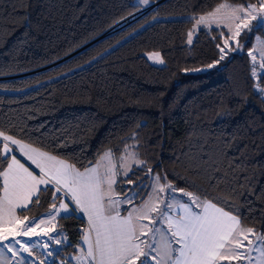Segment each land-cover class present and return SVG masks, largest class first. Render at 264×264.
<instances>
[{
  "label": "trees",
  "instance_id": "16d2710c",
  "mask_svg": "<svg viewBox=\"0 0 264 264\" xmlns=\"http://www.w3.org/2000/svg\"><path fill=\"white\" fill-rule=\"evenodd\" d=\"M221 3L260 0H0V131L81 170L109 149L116 158L134 150L146 167L131 169L132 183L118 176L116 195L135 197L122 214L159 174L264 235V98L255 89L264 74L254 79L249 56L264 26L239 35L240 51L224 28H202L188 44L193 18ZM153 51L164 67L145 58ZM55 193L48 186L19 216H43L63 199ZM56 228L67 239L60 257L81 244L86 223L74 212Z\"/></svg>",
  "mask_w": 264,
  "mask_h": 264
},
{
  "label": "snow or ice",
  "instance_id": "6c2138e0",
  "mask_svg": "<svg viewBox=\"0 0 264 264\" xmlns=\"http://www.w3.org/2000/svg\"><path fill=\"white\" fill-rule=\"evenodd\" d=\"M143 2L147 3V0ZM222 9H230L231 16L243 22L248 16L256 19L254 13L264 11V0H260V9L251 4L232 8L231 5L221 3L214 11L193 19L197 26L211 27L213 23L220 26L222 20L218 14ZM241 12L245 15H238ZM240 27V24L236 25V35H239ZM243 27H247V24L243 23ZM193 31L195 29L188 33V43L192 42ZM225 44L227 45V41ZM220 52L225 53V48L221 47ZM154 55L157 62L163 63L158 53ZM249 56L256 61L257 56L252 52H249ZM261 58L264 59V50ZM260 67L264 68V63ZM0 145V160L3 161L0 163V177L3 178L0 188L3 193L0 195V232L4 231L6 214L14 216L16 208H27L31 203L38 204L40 193L46 191L49 184H54L55 192H63L75 208L70 209L67 203H60L58 206L54 203L52 207L55 213L51 218L55 219L61 210L64 213L78 211L87 217L88 228L82 236L87 245L85 264H136L141 257H145L141 264H147V261H155V264H221L224 260L245 258V254L238 251L247 248L241 241V236L248 240V244H252L248 235L254 230L242 227L238 214L225 210L224 206H218L211 199H202L192 192L175 188L171 182H167L166 176L163 177L166 183H161L162 177L159 174L152 175L147 198L139 206L128 210L127 215H121L119 205L134 204L135 197H125L123 201L114 198L116 190L113 185L117 183L118 175L128 177L131 171L129 160L137 166L146 167L145 162L138 160L135 153L119 157L120 171L117 170L111 149L104 152L93 166L81 170L76 164L50 155L47 151L6 135L3 131H0ZM12 145L40 170L39 174H34L12 154ZM147 172L151 175V168H147ZM122 182L133 181L128 177ZM41 185L45 188L42 189ZM161 193L165 195L161 197ZM177 193L187 197V201L179 199ZM56 199L53 194V200ZM197 208L199 211L195 210ZM177 210L176 216L170 214ZM144 220L148 223H143ZM15 223L22 222L17 219ZM42 223L43 220L38 224L24 225L15 230L14 235H27ZM168 233L171 234L170 237ZM149 235V240L140 239L141 236ZM3 239H7V236H3ZM258 240L264 242V235L258 236ZM15 242L20 243L19 240ZM173 242L180 245L179 249L173 247ZM141 244L144 245L143 248ZM176 252L179 254L174 256L173 253Z\"/></svg>",
  "mask_w": 264,
  "mask_h": 264
},
{
  "label": "rangeland",
  "instance_id": "374dc122",
  "mask_svg": "<svg viewBox=\"0 0 264 264\" xmlns=\"http://www.w3.org/2000/svg\"><path fill=\"white\" fill-rule=\"evenodd\" d=\"M135 3L145 4L143 2V0H135ZM226 4L231 5L232 8H239V7L244 6V5H234V4H230V3H226ZM255 6L257 9H260V4H256ZM217 7H219V6H217ZM146 10H143V11H140V12L134 14L132 17H130L126 21H123L122 23H120L119 25L114 27L111 31L114 32V31H117V30L125 27L130 22L139 18ZM248 11L250 12L251 9H248ZM207 14H204V15H207ZM218 15L222 20L220 26H217L215 23H213L211 25V27H207L205 25L197 26L195 21H194V23L192 24V27L190 29V30L195 29V31H193V34H192V42L194 41L199 30L202 28H224L227 30V32L230 35L229 44L232 43L234 45V47H235L234 51H240L241 45L239 43V35L243 31H248L252 26H256V25L257 26H260V25L264 26V11H257L256 13H254V15L256 16V19H252L251 16H248V18L243 22H241L240 20H236L234 17H232L230 14V9H222L221 13ZM238 15L244 16L245 13L241 12V13H238ZM177 18H181V17H177ZM198 18H199V16H198ZM243 23H246L247 27H243ZM237 24L241 25L240 30H239V35L235 34L237 31V29H236ZM229 26L231 27V31H229ZM192 42L188 43V44H192ZM228 49H229L228 45H226L225 53H223V59L226 57V55H227L226 51ZM262 50H264V38L257 36L255 38V41H254L253 49L250 51L253 53V55L257 56V59L255 62L252 60V57L250 56L253 65H255V68L253 71V76H254L255 80H258L259 76L264 74V68L260 67V65L262 63H264V59L261 58ZM157 53L159 54V58L163 60L161 54L159 52H155V51L145 53L144 56L149 61V63L152 64L153 66L164 67L165 66L164 60H163V63L157 62L156 56L154 55ZM218 65H219V63H215V64H212L211 66H208V67H203V68H199L196 70H192V71H190V73L201 74V73L209 72L210 70L214 69ZM255 89L261 95V97L264 98V86L261 87L259 85H256ZM128 153H135L136 158L138 160H140L137 153L132 149L127 150L120 157L127 156ZM113 157L117 163V167H118L117 170L120 171V169H119V158H116L114 153H113ZM128 164L131 166V169L134 166H137V164L133 163L131 160L128 161ZM118 176H123V175H118ZM43 188H45V187H43ZM177 194H179V193H177ZM56 195H57V192L55 193V196ZM160 195H161V197H163L165 194L161 193ZM60 203H64V200L62 199V200L55 202V204L57 206ZM53 204H51V206L49 207L48 211L45 214L46 219L43 220L44 223L39 224L38 227H35L33 229V231L28 233L27 235H23V234L14 235L15 230L22 228L21 225H17L16 227L14 225L3 226L4 231L0 232V264H29L27 262H29L30 258H34L38 264H42L41 258H43L45 255H48L46 248H49V252H54V250L58 251L61 249V247L63 246L61 244L62 242L65 241L67 243V239H66L64 233L58 231L56 228V225L54 223H51V219H52L51 216L55 213V209L52 207ZM60 214H66V213H64L61 210ZM153 215H155V214H153ZM63 216H65V215H63ZM145 223H148V221H146ZM39 229L44 231L43 237L40 236L39 234H37L38 233L37 231H39ZM45 233H47V234H45ZM5 235L7 236V239H3V236H5ZM253 238H255L254 242H255V240L258 241V236L256 234L252 233V234L248 235V239H250L252 242H253ZM140 239L141 240H149L150 235L149 236H141ZM240 239L243 242V244L247 245V248H241V249H242L243 253L245 254L244 259L246 261H249L252 244H248V240H244L243 236H241ZM16 240H19L20 243H16L15 242ZM53 246L55 248L54 250H53ZM141 247L143 248L144 245L141 244ZM173 247L176 248V243H174V242H173ZM25 248H27L28 250L25 251L24 250ZM9 249H11V250H9ZM85 253H86L85 247H84L83 243L81 242L80 245L74 247L72 250H70L68 252H62V256H60V257H61V259L63 258L72 264H81L85 261L84 260ZM152 255L155 256V253H152ZM78 257L80 259H78ZM55 258H57V257L55 256ZM141 260H145V257H141L140 260H137L136 264H141ZM147 264H155V261H147Z\"/></svg>",
  "mask_w": 264,
  "mask_h": 264
},
{
  "label": "crops",
  "instance_id": "0c3cea01",
  "mask_svg": "<svg viewBox=\"0 0 264 264\" xmlns=\"http://www.w3.org/2000/svg\"><path fill=\"white\" fill-rule=\"evenodd\" d=\"M12 148H13V153L12 154H14V155H16V157H17V159H19L20 161H21V163H24L25 164V166L26 167H28L29 168V170L30 171H33V173L34 174H39L40 173V170L38 169V168H36V166L34 165V164H32L31 163V161H28V160H26V158H24L20 153H19V151L16 149V146L15 145H12L11 146ZM94 165V164H93ZM93 165H91V166H93ZM118 168V167H117ZM0 179L2 180V183H3V178L2 177H0ZM117 179H118V176H117ZM48 186H52V187H56L54 184H49ZM47 186V187H48ZM115 185H113V187H114ZM42 189H43V187H45L44 185H41L40 186ZM58 193H60L62 196H63V200H64V203H67L68 205H69V208L70 209H74L75 208V205L74 204H72L71 203V201L68 199V197L63 193V192H58ZM3 194V193H2ZM1 194V195H2ZM177 195V194H176ZM35 197H33V199H34ZM114 198H119L121 201H123L124 199L123 198H121V197H119V196H117L116 195V197H114ZM189 203H191V202H189ZM31 204H29L28 205V207L30 206ZM125 206H128V203H121L120 205H119V208H120V212L122 211V209H123V207H125ZM139 206V205H138ZM27 207V208H28ZM133 207V206H132ZM132 207H130L129 208V210L132 208ZM23 209H26V208H16L15 209V212H14V216L13 215H10V214H6L5 215V219H4V222H3V226H10V225H14L15 227L17 226V225H21L22 227L24 226V225H27L28 223H32V224H37L39 221H41V220H45L46 219V217H45V214L43 215V216H41V217H39V218H34V219H24V218H21L20 216H19V211L20 210H23ZM196 211H199V209L197 208V209H195ZM76 213L78 216H80V217H82L83 219H84V221H85V223H86V229H85V231L87 230V228H88V221H87V217L83 214V213H80V212H78V211H71V212H69V214L68 213H66V214H59V215H56L55 216V219H51V223H54L55 225H56V221H57V219L59 218V217H61V216H63V215H65V216H68V215H70V214H73V213ZM171 215H173V216H176L177 214H178V210L177 211H173L172 213H170ZM121 215H127V212L124 214H122L121 213ZM19 220V221H21L22 223H20V224H17V223H15V221L16 220ZM147 220H144V221H142L143 223H145ZM165 228H166V226H165ZM48 231V230H47ZM38 232V234L40 235V236H42L43 237V233H44V231L43 230H40L39 229V231H37ZM168 235H169V237L171 236V234L170 233H168ZM254 239L255 238H253V242H252V246H251V254H250V259H249V261H246L244 258L243 259H239V260H237V259H231V260H224V261H222L221 262V264H264V243H262L261 241H256L255 240V242H254ZM82 243H83V245H84V247H85V252H87V245L83 242V239H82V241H81ZM254 243V244H253ZM63 246L62 247H64L65 245H66V242L64 241V242H62L61 243ZM61 247V248H62ZM179 247H180V245L179 244H177L176 243V248L177 249H179ZM55 248H54V246H53V250H54ZM46 250H47V254L48 255H45L43 258H41V262H42V264H72V263H70L69 261H67V260H65V259H61V257H59L58 256V251H55L54 250V252H49V248H46ZM239 251L240 252H243L242 251V249H239ZM179 253L178 252H176V253H174L173 255L174 256H177ZM55 256L57 257V258H55ZM52 257V258H51ZM27 263H29V264H38L37 262H36V260L34 259V258H30L29 259V262H27ZM81 264H85V261L83 262V263H81Z\"/></svg>",
  "mask_w": 264,
  "mask_h": 264
}]
</instances>
